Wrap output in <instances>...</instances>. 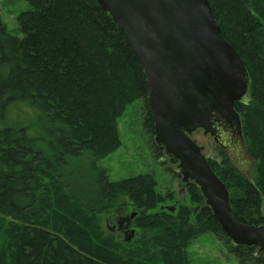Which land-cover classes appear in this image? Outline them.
Wrapping results in <instances>:
<instances>
[{
    "label": "trees",
    "instance_id": "1",
    "mask_svg": "<svg viewBox=\"0 0 264 264\" xmlns=\"http://www.w3.org/2000/svg\"><path fill=\"white\" fill-rule=\"evenodd\" d=\"M23 1L31 9L16 17L20 38L0 19V264H190L191 245L207 234L223 241L238 264H264L256 247L235 246L222 233L195 184L184 186L190 205L179 203L172 212L164 207L176 202V193L159 192L153 175L108 180L96 163L121 148L119 122L137 100L151 154L164 156L153 142L143 70L95 0ZM208 3L249 76V101L234 109L255 161L253 178L226 160L207 161L228 190L234 219L260 226L264 0ZM19 113L23 118L14 120ZM83 154L97 169L93 195L73 189L62 170ZM122 206L135 211L129 242L101 223Z\"/></svg>",
    "mask_w": 264,
    "mask_h": 264
},
{
    "label": "water",
    "instance_id": "2",
    "mask_svg": "<svg viewBox=\"0 0 264 264\" xmlns=\"http://www.w3.org/2000/svg\"><path fill=\"white\" fill-rule=\"evenodd\" d=\"M95 1L122 32L143 70L154 144L176 161L183 185L197 186L231 243L256 247L264 255V224L234 219L228 190L192 138L198 129L211 134L212 120L240 128L234 104L249 86L243 61L224 39L208 0ZM134 234L132 229L125 232L126 242Z\"/></svg>",
    "mask_w": 264,
    "mask_h": 264
},
{
    "label": "rangeland",
    "instance_id": "3",
    "mask_svg": "<svg viewBox=\"0 0 264 264\" xmlns=\"http://www.w3.org/2000/svg\"><path fill=\"white\" fill-rule=\"evenodd\" d=\"M30 9L31 7L23 0H0V19L6 25L9 34L18 38L21 37L17 28L16 17ZM248 101L249 96L247 94L242 102L247 103ZM141 113L142 102L140 100L133 102L126 108L119 122L121 148L96 163V166L106 173L110 182L120 181L139 174H151L157 182L159 192L162 194L176 193V202H168L164 208L168 210L173 208L174 211L179 203L189 206L185 185L181 183L180 176H177L175 164L165 155L157 160L151 154L147 136L142 126ZM23 116L19 113L12 117L14 120L20 121L21 119L18 117L23 118ZM28 116H30L29 113ZM192 138L199 146L203 147V155L208 160L218 163L223 158L219 156L215 144L201 133H195ZM254 167L255 161L248 172L242 171L240 174L251 180ZM62 170L64 174L68 175L73 189L81 190L85 195L94 194L97 169H94V164L88 154L72 158ZM89 192L91 194H88ZM127 207L122 206L109 214L102 215V227L107 230L112 228L117 220L124 218L128 221L132 220L135 211ZM126 230L128 232L131 228L126 227ZM115 235L117 239L123 238L117 233ZM189 257L190 264H238L236 258L228 252L223 241L211 234L203 235L191 245Z\"/></svg>",
    "mask_w": 264,
    "mask_h": 264
},
{
    "label": "flooded vegetation",
    "instance_id": "4",
    "mask_svg": "<svg viewBox=\"0 0 264 264\" xmlns=\"http://www.w3.org/2000/svg\"><path fill=\"white\" fill-rule=\"evenodd\" d=\"M211 130L212 133L206 135L202 129H198L195 133H201V135L215 144L219 156L223 157L218 163L226 160L237 172H248L249 169L253 167L254 160L247 148L242 122L241 127L237 128L236 126L223 121L214 122L212 120ZM128 223L129 221L126 218L117 220L116 224L110 228V230L117 233L119 236L124 237V233L127 232L126 227Z\"/></svg>",
    "mask_w": 264,
    "mask_h": 264
}]
</instances>
